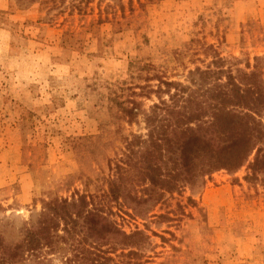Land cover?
<instances>
[{
    "label": "rangeland",
    "instance_id": "374dc122",
    "mask_svg": "<svg viewBox=\"0 0 264 264\" xmlns=\"http://www.w3.org/2000/svg\"><path fill=\"white\" fill-rule=\"evenodd\" d=\"M209 47L233 68L264 57V0H9L0 9L2 243L21 240L43 200L77 192L126 233L149 236L113 249L111 238L98 244L82 226L73 239L61 224L39 259L15 264H264V168H251L254 152L237 170L166 193L145 215L106 195L123 138L145 132L141 115L128 124L121 109L134 100L147 110L157 97L145 90L160 80L188 85L212 60Z\"/></svg>",
    "mask_w": 264,
    "mask_h": 264
},
{
    "label": "trees",
    "instance_id": "16d2710c",
    "mask_svg": "<svg viewBox=\"0 0 264 264\" xmlns=\"http://www.w3.org/2000/svg\"><path fill=\"white\" fill-rule=\"evenodd\" d=\"M209 49L212 60L205 69L189 72L188 85L160 80L158 90H145L147 97H157L147 110L134 100L131 107L121 109L128 124L141 115L145 132L123 138L122 155L107 182L110 201H121L137 215H145L166 193L193 186L215 170H237L253 152L251 168H264V57H254L253 64L245 62L244 68H233ZM42 203L36 224L24 230L19 242L5 245L0 239L3 264L39 259L57 242L61 224V230L73 239L82 226L98 244L111 238L113 249L134 247L138 240L149 239L142 230L126 233L107 216L104 206L94 205L84 193ZM81 242L75 247L80 248ZM80 249L93 253L86 247Z\"/></svg>",
    "mask_w": 264,
    "mask_h": 264
},
{
    "label": "crops",
    "instance_id": "0c3cea01",
    "mask_svg": "<svg viewBox=\"0 0 264 264\" xmlns=\"http://www.w3.org/2000/svg\"><path fill=\"white\" fill-rule=\"evenodd\" d=\"M9 6V0H0V9H6Z\"/></svg>",
    "mask_w": 264,
    "mask_h": 264
}]
</instances>
